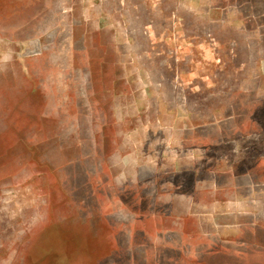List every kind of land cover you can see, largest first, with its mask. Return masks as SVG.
<instances>
[{
	"label": "rangeland",
	"instance_id": "obj_1",
	"mask_svg": "<svg viewBox=\"0 0 264 264\" xmlns=\"http://www.w3.org/2000/svg\"><path fill=\"white\" fill-rule=\"evenodd\" d=\"M0 264H264V0H0Z\"/></svg>",
	"mask_w": 264,
	"mask_h": 264
},
{
	"label": "crops",
	"instance_id": "obj_2",
	"mask_svg": "<svg viewBox=\"0 0 264 264\" xmlns=\"http://www.w3.org/2000/svg\"><path fill=\"white\" fill-rule=\"evenodd\" d=\"M183 46H185V48H188V46L191 47V43H190V41L185 40L184 43H183ZM194 47H196V48H200L201 46H199V44H195ZM205 62H207V63H205ZM209 62H210V64H212V62H216V64H217L218 60H217L216 57H211V58L208 59V61H203V62L201 63V67L204 68L205 66L208 65ZM190 63L194 65V61H190ZM216 64L214 65V67H216ZM218 65H219V62H218ZM195 66H196V65H195ZM221 67H223V65H221ZM216 68H217V67H216Z\"/></svg>",
	"mask_w": 264,
	"mask_h": 264
}]
</instances>
